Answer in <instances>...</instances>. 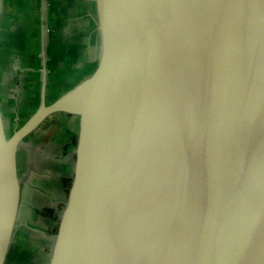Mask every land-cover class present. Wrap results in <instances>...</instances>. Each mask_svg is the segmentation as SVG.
Returning a JSON list of instances; mask_svg holds the SVG:
<instances>
[{
  "label": "water",
  "instance_id": "obj_1",
  "mask_svg": "<svg viewBox=\"0 0 264 264\" xmlns=\"http://www.w3.org/2000/svg\"><path fill=\"white\" fill-rule=\"evenodd\" d=\"M94 71L6 135L0 264L17 153L50 115L78 117L48 264H264V0H95ZM1 10V0H0Z\"/></svg>",
  "mask_w": 264,
  "mask_h": 264
},
{
  "label": "crops",
  "instance_id": "obj_2",
  "mask_svg": "<svg viewBox=\"0 0 264 264\" xmlns=\"http://www.w3.org/2000/svg\"><path fill=\"white\" fill-rule=\"evenodd\" d=\"M98 56L95 0H1L0 109L9 136L39 106L47 62L55 81L50 103L89 76ZM60 82L69 85L62 93ZM77 136L78 117L56 113L22 140L19 204L4 264L49 263L73 179Z\"/></svg>",
  "mask_w": 264,
  "mask_h": 264
},
{
  "label": "rangeland",
  "instance_id": "obj_3",
  "mask_svg": "<svg viewBox=\"0 0 264 264\" xmlns=\"http://www.w3.org/2000/svg\"><path fill=\"white\" fill-rule=\"evenodd\" d=\"M42 52V51H41ZM40 52V53H41ZM40 55H42V53L40 54ZM47 57H48V54H47ZM47 57H46V59H47ZM42 59H40V61H41ZM46 71H47V77H46V82H47V84H46V86H45V96H46V99L48 100L49 99V96H53V94L51 93L52 92V90H50V88H52V86H53V82H55L54 81V79L52 78V77H50L51 76V73H50V64L47 62V65H46ZM41 70V69H40ZM1 81L3 80L2 78H4L5 77V75H4V73H2V71H1ZM40 76H42V73L40 74ZM88 77V76H87ZM86 77V78H87ZM0 81V82H1ZM61 83V84H60ZM59 83V85H58V87H57V90H58V92L59 93H62V92H64L65 90H67V88L69 87V85H65L63 82H60ZM39 86V88H40V84L38 85ZM40 91V89L38 90V93L39 94H41V91ZM49 91H50V94H49ZM1 97H2V105L5 103V100H4V98H3V95L1 94ZM3 110H4V112L6 111V108H5V106H2L1 107ZM9 124L7 123V126H8ZM7 126H6V130H5V132H7L6 133V135L7 136H9V134H10V131H9V128H7ZM16 127H18V126H16Z\"/></svg>",
  "mask_w": 264,
  "mask_h": 264
}]
</instances>
